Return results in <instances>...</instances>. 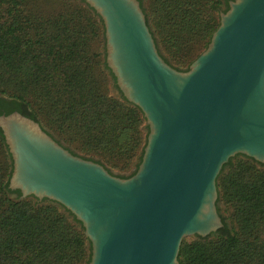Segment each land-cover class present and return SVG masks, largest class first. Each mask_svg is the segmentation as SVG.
Returning a JSON list of instances; mask_svg holds the SVG:
<instances>
[{
	"label": "water",
	"instance_id": "water-1",
	"mask_svg": "<svg viewBox=\"0 0 264 264\" xmlns=\"http://www.w3.org/2000/svg\"><path fill=\"white\" fill-rule=\"evenodd\" d=\"M102 19L118 93L148 124L136 171L112 173L41 122L0 114L13 198L59 202L82 222L89 264H180L185 236L223 226L217 177L238 153L264 163V0H229L186 69L160 53L140 0H83Z\"/></svg>",
	"mask_w": 264,
	"mask_h": 264
},
{
	"label": "trees",
	"instance_id": "trees-1",
	"mask_svg": "<svg viewBox=\"0 0 264 264\" xmlns=\"http://www.w3.org/2000/svg\"><path fill=\"white\" fill-rule=\"evenodd\" d=\"M54 1L59 7L48 12L36 0H0V92L11 98L6 113L38 120L76 152L100 157L108 170L134 165L135 172L148 124L139 106L110 95L106 69L116 78L98 50L102 19L83 0ZM147 2L164 58L177 68L198 56L229 6V0ZM9 159L0 128V264H89L91 241L71 211L54 200L11 196L20 191L8 187ZM217 186L238 228L221 215L216 231L182 240L180 264H264V163L238 153L223 165Z\"/></svg>",
	"mask_w": 264,
	"mask_h": 264
},
{
	"label": "rangeland",
	"instance_id": "rangeland-1",
	"mask_svg": "<svg viewBox=\"0 0 264 264\" xmlns=\"http://www.w3.org/2000/svg\"><path fill=\"white\" fill-rule=\"evenodd\" d=\"M79 1H82V0H79ZM36 3L41 7H39V9H43L45 11H51V10H56L59 5L56 4V2L54 0H36ZM142 6H143V9L145 11V14H146V19H147V22H148V25L153 33V36L156 40V43H157V47L158 49L160 50V53L164 56V57H168L167 55V51L165 50V48L163 47V44H162V40H161V37L159 36L157 30H156V27H155V22L152 20V17L151 15H149V8H148V2L147 0H142ZM223 8H225V6L223 5ZM211 38V37H210ZM209 38V40H210ZM101 42L99 43V52L101 53V60L102 62L104 63L105 59H104V54H103V51H104V44H105V39H104V34L101 36ZM207 39V38H206ZM206 39L204 40L205 42L203 44H200L199 45V48H198V52L197 54L199 55L205 48V43H206ZM208 40V39H207ZM209 42V41H208ZM207 42V44H208ZM196 58V54H195V57L192 59V61ZM102 63V64H103ZM104 65V64H103ZM184 67V66H183ZM180 69H186V68H180ZM106 72L108 73L109 75V82H108V88L110 90V95H114V96H117V97H120L121 95L117 92L118 88H116L114 82H113V78L112 76L110 75L109 73V70L106 69ZM1 95H4V96H8L6 93H2L0 92ZM42 124V123H41ZM46 129H48L46 127ZM58 140H59V137L54 134L50 129H48ZM145 133H147L149 131V128H145L144 129ZM61 143H63L65 146H70L69 144H67L66 142H64L62 139L59 140ZM70 148L72 150L75 151V149L70 146ZM142 150V149H141ZM143 151V150H142ZM142 151H140L139 154L143 153ZM76 152V151H75ZM77 154L79 155H82V156H85V157H88V158H93V159H96L98 161L101 162V159L100 157L98 156H93V157H90V156H87V155H83V154H80L79 152H76ZM138 160V159H136ZM235 160V159H234ZM9 162H11V160L9 159ZM137 161L134 162V164H136ZM259 167H261L259 164H258ZM135 166L133 165V167L129 168L128 170H125V171H121L117 168H112L110 167L109 169L116 175H119V176H129L131 175L133 172H134V169ZM228 167L225 169V171H227ZM34 201H38V202H42L44 201V199L42 200H37L35 197L33 196H30ZM49 200V199H48ZM217 205L219 207V213L220 215H223L225 218H226V221L228 222V225L231 229H237L238 226H237V220L234 219V216H233V207L230 206L229 204H226L222 199H221V196L219 198V189H218V200H217ZM197 234H192V235H188V236H185L183 239L190 242L192 241L193 239H195L197 236Z\"/></svg>",
	"mask_w": 264,
	"mask_h": 264
},
{
	"label": "flooded vegetation",
	"instance_id": "flooded-vegetation-1",
	"mask_svg": "<svg viewBox=\"0 0 264 264\" xmlns=\"http://www.w3.org/2000/svg\"><path fill=\"white\" fill-rule=\"evenodd\" d=\"M5 100L8 101V100H11V98L8 96H4V95L0 94V114H4L8 110L6 108V101Z\"/></svg>",
	"mask_w": 264,
	"mask_h": 264
}]
</instances>
